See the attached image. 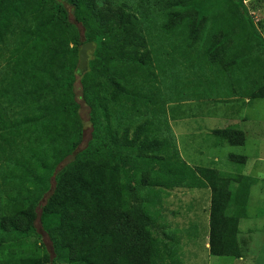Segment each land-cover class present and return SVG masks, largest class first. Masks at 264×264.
<instances>
[{"label":"trees","instance_id":"trees-1","mask_svg":"<svg viewBox=\"0 0 264 264\" xmlns=\"http://www.w3.org/2000/svg\"><path fill=\"white\" fill-rule=\"evenodd\" d=\"M155 1L161 2L164 26L175 32L179 30L178 35L189 42L187 48L198 42L197 57L210 64H224L220 58L224 49L218 36L213 31H204V19L211 0ZM222 1L233 14L237 31L255 41L257 46L262 45L263 39L242 0ZM66 5L73 8L74 22L70 25L65 21L67 18L54 15L57 11L68 16ZM139 25L131 9L112 10L102 0H0V49L7 51L6 56L1 54L6 64L0 67V159L13 168L14 165L21 168L18 174L12 172L11 176L18 177L21 183L28 179L33 187L24 206L15 211V218L4 220L8 233L1 236L0 243L19 246L28 233L40 229L51 247L50 251L45 248L42 257H20L15 264H166L163 260L175 255L169 246L177 245L180 239L172 236L170 225L160 222L165 216L158 197L143 201L137 196L135 187L121 188L115 178L117 167L110 165L108 158H99L101 148L108 151L106 144H98L99 134L108 141L111 136L108 124L103 126L104 131L96 127V120L101 122L102 113L90 102L99 72L108 71L106 82L110 81L115 87V96L125 97L126 87L134 82L122 70L133 72L150 65L149 49ZM67 34L77 44L91 42L95 47L90 57V69L81 79L82 96L90 104L94 130L87 143L79 147L83 126L78 117L72 120L76 140L70 150L64 154L56 150L52 162L43 166L46 173L39 174L37 167L30 169L28 165L35 161L34 150L32 155L26 154L27 159L18 157L24 138L22 124L37 122L46 133L48 125L54 124L63 111L55 105L51 85L57 75L64 74V37ZM98 38H101L100 42ZM11 41L17 52L11 49ZM214 56L215 60L210 61ZM77 60L78 53L74 52L69 58L72 72L77 68ZM5 71H8L7 77L2 75ZM244 94L257 97L250 90ZM134 95L142 104L151 99L141 93ZM66 101L71 103L72 100ZM27 105L35 107L19 117L10 114V109H24ZM105 118L108 120L107 113ZM214 133L233 145L243 141V134L237 129ZM113 139L111 141L115 140L121 150H133L139 136L131 138L132 141L127 135ZM5 153L7 155L3 156ZM67 155L71 159L62 163ZM119 157V163L128 164L130 177L135 179L142 155L139 152L137 156L122 153ZM168 171L171 178L176 179L168 187L211 188L210 254L241 256L237 226L239 219L247 213L248 186L254 184L256 178L225 172L212 175L206 168L199 169V175L186 165ZM124 189L127 192L125 200L121 195Z\"/></svg>","mask_w":264,"mask_h":264},{"label":"rangeland","instance_id":"rangeland-1","mask_svg":"<svg viewBox=\"0 0 264 264\" xmlns=\"http://www.w3.org/2000/svg\"><path fill=\"white\" fill-rule=\"evenodd\" d=\"M102 1L112 10L131 9L134 12L149 49L150 65L133 72L122 70L134 82V85L126 87L128 93H124L125 97L115 96V87L110 81L106 82L108 71L96 75L95 94L90 98L92 107L102 113L101 122L96 120V127L104 131L103 126L108 124L111 140L127 135L132 141L131 138L139 136L133 150H121L114 139L113 142L110 139L108 141L99 134L98 144H106L108 149L106 152L101 148L99 158L106 157L110 165L117 167L115 178L121 188L135 187L137 196L143 201L158 197L165 216L160 222L170 225L172 236L180 239L177 245L169 246L175 255L165 258L163 262L264 264V97H261L264 96V0H242L263 39V44L258 46L255 41L237 31L233 14L222 0H211L208 3L204 31H213L218 36L219 44L224 49L220 57L223 65H211L205 59H200L196 55L198 42L192 48H187L189 42L178 35L179 30L175 32L164 26L161 2ZM66 6L68 16L57 11H54V15L67 18L65 21L70 25L74 22L73 8ZM97 40L100 42L101 38ZM64 42V74L57 75L51 85L55 105L62 107L63 111L54 124L48 125L46 133L37 122L22 124L21 133L24 138L21 140L23 146H20L22 151L18 157L24 156L27 159V153L30 156L35 152V161L28 165L30 169L37 167L39 174L46 173L43 166L52 162L56 150L61 154L70 150L76 140L72 120L78 117L83 126L79 147L87 143L94 130L90 104L82 96L81 79L90 69V57L95 47L88 52V67L80 76L76 69L74 72L69 69V58L74 52H79L81 45L68 34ZM12 45L11 41V49L16 51ZM37 51L41 54L39 48ZM6 52L0 49V67L6 64V59L1 58L2 53L6 56ZM8 71L2 72V75L7 77ZM247 90L254 91L257 97L246 96L244 92ZM136 93L151 99L142 104L135 97ZM68 99L72 100L71 103L66 101ZM34 107L27 105L24 109H10V114L19 117ZM105 113L108 114V120ZM224 129L241 131L242 143L233 145L228 139H219L214 132ZM235 140L239 141L238 138ZM138 152L142 158L134 179L130 177L128 164L119 163V156L122 153L137 156ZM70 159L71 156L67 155L62 163ZM184 165L199 175V169L206 168L212 175L225 172L256 178V182L248 186L245 203L247 213L239 219L237 226L236 237L241 256H209V247L207 251L205 244L209 245L211 188L168 187V184L176 180L171 178L169 168L180 169ZM20 171L21 168L15 165L13 168L0 159V238L8 233L4 220L15 218V211L24 206L28 192L33 189L30 180L24 179L21 183L18 177L11 176L12 172L18 174ZM25 188L29 190L25 191ZM19 189L20 193H17ZM121 195L125 200L126 189ZM22 239L23 243L19 246L10 242L0 243V264H15L18 258L24 256L42 257L45 248L51 250L47 236L40 229L28 233Z\"/></svg>","mask_w":264,"mask_h":264},{"label":"water","instance_id":"water-1","mask_svg":"<svg viewBox=\"0 0 264 264\" xmlns=\"http://www.w3.org/2000/svg\"><path fill=\"white\" fill-rule=\"evenodd\" d=\"M94 45L91 42H85L81 45V48L78 52V64H77V73L81 76L88 67V52L93 51Z\"/></svg>","mask_w":264,"mask_h":264},{"label":"crops","instance_id":"crops-1","mask_svg":"<svg viewBox=\"0 0 264 264\" xmlns=\"http://www.w3.org/2000/svg\"><path fill=\"white\" fill-rule=\"evenodd\" d=\"M194 240H196V238H193ZM208 242V241H207ZM205 246H206V250L208 251V247H209V245H208V243H206L205 244ZM209 253V252H208ZM210 257H215V256H213V255H209Z\"/></svg>","mask_w":264,"mask_h":264}]
</instances>
